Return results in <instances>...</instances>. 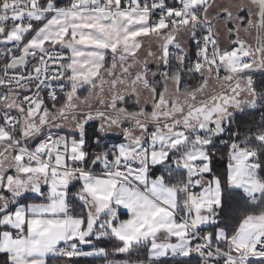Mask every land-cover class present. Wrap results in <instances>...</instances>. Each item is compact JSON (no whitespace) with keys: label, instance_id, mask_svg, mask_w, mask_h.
Instances as JSON below:
<instances>
[{"label":"clouds","instance_id":"9594fccd","mask_svg":"<svg viewBox=\"0 0 264 264\" xmlns=\"http://www.w3.org/2000/svg\"><path fill=\"white\" fill-rule=\"evenodd\" d=\"M229 4L232 5V0ZM234 5L236 9L247 8L253 15L259 7L256 0H239ZM241 32L247 42L245 50H256L248 58L252 68L247 73L231 72L225 63L217 65L223 74L209 71L207 64L194 74L185 63L179 66L172 63L167 70L170 75L162 78L165 102L161 105L153 103L151 88L146 90L142 81L133 89L127 83L130 72L125 75L121 68L113 69L111 59L102 61L91 54L85 56L88 68L93 71L94 64L104 65L95 84L97 88L103 86L106 98L118 91L121 96H129L128 104H136L143 113L138 120H128L127 123L118 110L109 113L116 123L108 119L92 120L98 121L95 132L101 137H122L123 142L119 144L108 143L105 147L106 141L93 137L91 143L97 147L89 150L85 126L92 122L88 119L90 108L78 102L71 109L70 118L68 115L61 117L56 105H53L56 112L49 111L42 119L19 113L15 119L19 127L13 133V140L0 141V254H3L0 255V264H80V260L69 262L64 253L74 247L71 241L74 222L88 217L95 221L91 238L76 242L75 248L79 257L92 258L93 264H194L191 259H185L189 256L171 251L159 255L152 247V237L129 246L115 239L111 227H120L133 220L138 225L144 213L154 208L168 210L157 218V224L168 225L173 221L188 224L191 240H196L201 232L208 235L213 231L231 238L241 231L242 224L247 232L264 233V140L258 139L264 136V87L254 79L256 73H264V56L259 54L264 52V27L257 22ZM189 39L193 37L187 32L180 37L185 52ZM222 39L231 43L227 36ZM162 40L163 36L160 39L153 36L142 43L145 50L153 46L159 50ZM145 59L148 64L157 65L156 71L147 69L149 78L153 79L159 72L160 57L148 59L141 52L140 56L130 58L126 63L132 70L144 69ZM115 63H121L119 58ZM88 68L81 70L87 71ZM109 73L117 81L124 76L125 86L112 89L110 81L113 76ZM178 76L181 81L176 80ZM182 79L185 80L183 87ZM187 80L193 83L189 84ZM249 80L254 87H249ZM159 84L160 81L153 79V87H159ZM79 87L87 88L84 98L92 92V88L83 82ZM225 95L231 99L227 105L222 103ZM148 106L152 108L151 113L145 111ZM218 107L223 111H214ZM246 109L261 110L259 118ZM238 113L241 114L239 117ZM6 114V111H0V116ZM141 126L151 127L153 132L141 131ZM229 128L233 131L229 132ZM177 133L183 135L178 137ZM223 135L229 138L221 139L217 144L216 138ZM178 139L181 142L174 147L173 143ZM37 140L39 143L33 146ZM73 141L84 152V160L74 159V154L65 147L66 143L71 145ZM121 145L125 147L123 157L119 154ZM41 147L47 151H39ZM154 153L155 161L152 158ZM201 153L208 159H203ZM18 155L23 159L17 160ZM108 156L112 159L109 160ZM214 162L224 163L226 170L214 171ZM45 166L46 171L42 170ZM156 166L160 171L153 177ZM205 167L209 169L207 174L201 172ZM229 174L236 177L239 187L229 182ZM9 175L13 178L11 183L5 180ZM65 178L66 182H61ZM217 182L221 203L214 205L211 211L202 210L200 216L206 219L193 227L195 215L191 198L214 200ZM85 184L89 185V191H85ZM237 191L241 195H237ZM26 195L34 198L20 203ZM222 197H226L228 204L235 205L223 215ZM17 211L24 214V223L16 217ZM9 217L10 222H6ZM34 220L50 228V234L40 236L30 232L29 222ZM31 240H40L41 243L34 248L29 244ZM170 242L172 238L167 230L155 234V243ZM105 244L107 246H103ZM85 245H91L92 250L85 251L82 247ZM211 247L216 249L217 244ZM224 247L230 248L229 245ZM192 253L199 256L198 264H220L217 256L210 261L207 255L197 253L195 245ZM120 254L123 258H118ZM224 254L221 250L220 255ZM243 255L236 254L237 264ZM256 262L264 264V260L253 256H247L245 264Z\"/></svg>","mask_w":264,"mask_h":264},{"label":"snow or ice","instance_id":"6c2138e0","mask_svg":"<svg viewBox=\"0 0 264 264\" xmlns=\"http://www.w3.org/2000/svg\"><path fill=\"white\" fill-rule=\"evenodd\" d=\"M256 2L259 7L255 15L248 11L246 28L241 26V17L233 11L235 5L217 4L216 0H179L178 5L175 0L172 4H168L166 0H151V3L149 0L143 2L142 0H70V6L65 7L57 6L54 0H0V61H3V67L0 68V106L3 107H0V111L7 112L6 115L0 116V141L13 140V133L19 127L15 123L19 113L25 112L28 116L42 119L49 111L56 112L57 109L53 105L59 107L61 117L68 115L70 118V111L78 102L90 108L89 121L95 118L108 119L116 123L109 115L113 110H118V114L124 116L125 123L128 120H138L143 113L136 104H128L129 96H121L118 91H114L106 98L103 86L96 87L95 82L99 79V73L104 65L94 64L95 71L88 68V62L84 57L89 54L102 61L111 59L112 68H121L125 75L130 72L127 83L133 89L142 81L146 90L151 88L153 103L156 105L165 102L164 91L152 86L153 79L147 74L149 69L147 59L144 60V69L132 70L126 63L130 58L140 56L141 52L144 53L143 57L148 59L154 56L160 57V64L165 66L172 64L175 54L177 66L185 63L193 69L194 74L202 71L205 64L208 65L209 71L219 73L222 69H218L217 65L225 63L231 72L247 73L252 68L248 58L254 55L256 50L251 52L245 50L247 42L242 38L241 30L247 31L257 22L264 27V0H256ZM125 3L127 6H124ZM154 16L155 20L152 19ZM230 22L235 25L234 29L228 27ZM186 32L193 37L191 40H195L194 62L189 53L185 52V46L180 41V37ZM153 36L157 39L163 36L161 47L159 50L153 48L145 50L142 42ZM225 36L231 43L223 41L222 38ZM233 36L234 38H231ZM259 54L264 56V52ZM117 58L121 61L120 64L115 63ZM85 68L88 70H81ZM109 75L113 76L110 81L112 89L118 90L125 86L124 76L117 81L112 73ZM169 75L167 71L160 72L161 78ZM176 80L181 81V77H176ZM81 82L92 88L87 98L81 93L79 87ZM248 85L254 87L251 80L248 81ZM238 90L237 87L236 91ZM84 91H87V88ZM29 92L31 95L27 94ZM48 101L51 102L50 106ZM230 102L231 99L226 95L222 98L224 105ZM145 111L151 113L152 108H146ZM214 111H223V109L218 107ZM140 130L153 132L151 127L141 126ZM16 134L20 133L16 132ZM182 135L177 133L178 137ZM258 139L264 140V136ZM180 142L179 139L176 140L173 146ZM65 147L74 154V159H85L84 152L77 146L76 141L71 145L66 143ZM235 147L233 145V148ZM39 151H47V149L41 147ZM119 154L121 157L125 155L123 145L120 146ZM201 157L208 159L203 153ZM152 158L156 160L155 153ZM22 159V156H17V160ZM108 159L111 160L112 157L108 156ZM46 167L42 170L46 171ZM208 171L207 167L201 169L205 174ZM12 179L10 175L5 177L9 183ZM228 180L237 187L240 186L235 176L229 174ZM61 182H66V178ZM84 187L85 191H89V185L85 184ZM215 196L214 200H198L195 196L191 198L195 215L193 227L206 219L200 216L202 210L206 208L211 211L214 205L221 203L219 182ZM167 211L164 208L148 209L138 225L135 220L127 221L120 227H111L112 234L125 246L152 237V247L158 250L159 255H166L171 251L187 257L192 253L194 241L189 239V225L176 221L168 225L156 223L157 218ZM16 217L24 223L22 212L17 211ZM10 220V217L6 218V222ZM74 223L75 228L71 237L74 247L64 253L69 262L80 255L75 248L76 242L90 239L95 227V221L91 217ZM29 225V231L32 233L40 236L50 234V228L44 227L40 221H30ZM240 228L241 231L231 238L215 231L208 235L201 232L195 240L198 241L195 243V251L207 255L210 261L217 256L220 264H237L234 257L238 253L244 254L241 256L240 264H245L247 256L264 260V233L247 232L243 224ZM161 230L169 232L172 242L155 243V234ZM218 241L220 243H217ZM40 243V240L29 241L34 248ZM212 244H217L216 249H212ZM224 245H229L230 248H225ZM221 250L226 254L221 256Z\"/></svg>","mask_w":264,"mask_h":264},{"label":"trees","instance_id":"16d2710c","mask_svg":"<svg viewBox=\"0 0 264 264\" xmlns=\"http://www.w3.org/2000/svg\"><path fill=\"white\" fill-rule=\"evenodd\" d=\"M68 1L69 0H56L55 3H56L57 6L62 7ZM166 2L168 4H172L173 3V0H166ZM228 27L229 28H232L230 25H228ZM189 45L192 46V40L191 39L189 40ZM159 73L157 74L155 80L156 81H160V83H161L162 78L160 77V74ZM261 77H262L261 75L257 74V76H255V79L260 81L261 80ZM182 81H185V80L182 79ZM187 81H188L189 84L193 83V81H191V80H187ZM160 85L161 84H159V87L158 88L161 90ZM181 87H182V85H181ZM48 103H49V105H51V102H48ZM246 111L249 112V113H255L256 118H257V112L255 110H253V109H246ZM239 115H241V114L238 113L237 116L239 117ZM249 119H251V117H249ZM96 126H98V123L97 122H94V121L93 122H90L88 125L85 126V128H86L85 135H86V139L89 141V150L90 151L92 149H95L97 147L96 144L91 143L93 137L100 138L99 135H98V133L95 132V127ZM240 130H243V127H241ZM228 131L231 132L233 130L231 128H229ZM228 138L229 137L227 135H225V136L223 135V136L217 138L216 139V142H217V144H219V142H220L221 139H228ZM236 138L239 139V136H237ZM37 143H39V140H37L36 142H34L33 146H35V144H37ZM213 170L214 171L226 170L225 169V164L222 163V162H214V168H213ZM159 171H160L159 166H156V168H154L153 173H152L153 177H155V174L158 173ZM72 187L74 188L75 185H73ZM237 195H241V194L237 191ZM30 199H33V196L26 195L24 198L21 199L20 203H25V202H27ZM222 204H223V210H222V213H221L222 215L224 214V212L230 210L231 208H233L235 206L234 204L233 205L228 204L226 197H222ZM195 243L196 242L193 241V245H195ZM103 246H107V245L105 244ZM82 247L84 248L85 251H88L89 250V246H82ZM0 255H3V254H0ZM118 258H123L122 257V254H120L118 256ZM73 259L74 260H80V264H93V261L91 260L92 258L75 257ZM185 259H191L194 262V264H198V261H199L200 258H199V256L197 254L191 253L189 255V257L188 258H185ZM256 264H261V262H256Z\"/></svg>","mask_w":264,"mask_h":264},{"label":"built area","instance_id":"2783aa9c","mask_svg":"<svg viewBox=\"0 0 264 264\" xmlns=\"http://www.w3.org/2000/svg\"><path fill=\"white\" fill-rule=\"evenodd\" d=\"M142 2H143V0H142ZM149 3H151V0H149ZM175 3L178 5L179 4V0H175ZM65 6H70V0L67 3H65L62 7H65ZM124 6H127L126 3H125ZM152 19L155 20L156 17L154 16ZM197 39H199V37H197ZM189 40L187 42V52L189 53L190 58L194 62L195 61V53H196L195 40H192V46L189 45ZM172 63L175 64L176 62L173 60ZM2 67H3V61H0V68H2ZM167 70H168V66L163 65L162 68H161V70H160V72L167 71ZM221 72L223 74V70ZM257 74H259L262 77H264V73H256L255 76H257ZM255 76H254V79H255ZM184 82L185 81H183V84H184ZM187 83H188V81H187ZM183 84H182V86H183ZM260 84H261L262 87H264V79H261L260 80ZM27 94L28 95H31V92H29ZM45 99L47 100V96H45ZM48 102H50V101H48ZM253 110H255L257 112V119H258L259 118V113H260L261 110H259V109H253ZM217 138H219V137H217ZM100 139L106 141L105 147H107L108 143H111V144L115 145L116 143H118L119 141H121L123 138L120 137V136H118V137L100 138ZM194 242H198V241H195L194 240Z\"/></svg>","mask_w":264,"mask_h":264},{"label":"rangeland","instance_id":"374dc122","mask_svg":"<svg viewBox=\"0 0 264 264\" xmlns=\"http://www.w3.org/2000/svg\"><path fill=\"white\" fill-rule=\"evenodd\" d=\"M216 3L217 4H223V5H226V6H232V5H234V4H236V3H239V0H232V5H230L229 4V0H216ZM233 11L234 12H236V14L237 15H239L240 17H241V21H242V27H245L246 26V21H247V19H248V9L247 8H241V9H236V8H233ZM229 25L234 29V27H235V25H233L231 22L229 23ZM231 38H234V36L233 37H231ZM153 50H156L155 49V46H153ZM142 55L144 56V53L142 52ZM148 67H149V69H151V70H153V71H156L155 70V68L157 67V65L155 64V63H149V65H148ZM156 77H154L153 79H155ZM161 85H160V88H161V91H163V82L161 81V83H160ZM183 84V81L181 82V85ZM183 87V86H182ZM81 93L82 94H85V92H84V90L83 89H81ZM50 106V105H49ZM148 108L150 109V106H148ZM93 122V121H92ZM94 122H97L98 123V121H94ZM90 123V122H89ZM78 135V134H77ZM98 135H99V133H98ZM99 137H101L100 135H99ZM0 191H2V190H0ZM6 194V193H5ZM92 246H90L89 247V250L88 251H91L92 250V248H91Z\"/></svg>","mask_w":264,"mask_h":264},{"label":"crops","instance_id":"0c3cea01","mask_svg":"<svg viewBox=\"0 0 264 264\" xmlns=\"http://www.w3.org/2000/svg\"><path fill=\"white\" fill-rule=\"evenodd\" d=\"M56 0H54V2H55ZM162 66H163V64H160L159 65V72H160V70H161V68H162ZM155 70H157V67L155 68ZM158 72V73H159ZM100 135V134H99ZM112 137H118V136H113V135H108V136H106V137H100V138H112ZM121 142H123V139L121 140V141H119L118 143H116V144H119V143H121ZM115 144V145H116ZM31 196V195H30ZM34 198V197H33ZM26 203V202H25ZM85 246H91V245H85Z\"/></svg>","mask_w":264,"mask_h":264}]
</instances>
